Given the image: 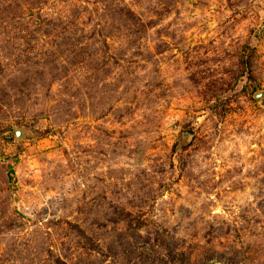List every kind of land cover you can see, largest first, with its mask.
Instances as JSON below:
<instances>
[{"label": "rangeland", "instance_id": "1", "mask_svg": "<svg viewBox=\"0 0 264 264\" xmlns=\"http://www.w3.org/2000/svg\"><path fill=\"white\" fill-rule=\"evenodd\" d=\"M0 264H264V0H0Z\"/></svg>", "mask_w": 264, "mask_h": 264}]
</instances>
